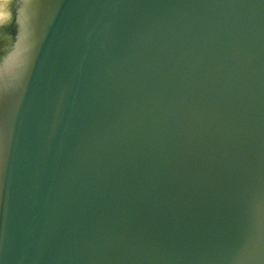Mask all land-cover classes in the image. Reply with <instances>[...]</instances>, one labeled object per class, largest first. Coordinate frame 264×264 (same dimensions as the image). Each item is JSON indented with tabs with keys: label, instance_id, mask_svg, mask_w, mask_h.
Here are the masks:
<instances>
[{
	"label": "water",
	"instance_id": "water-1",
	"mask_svg": "<svg viewBox=\"0 0 264 264\" xmlns=\"http://www.w3.org/2000/svg\"><path fill=\"white\" fill-rule=\"evenodd\" d=\"M0 264H264V0H0Z\"/></svg>",
	"mask_w": 264,
	"mask_h": 264
}]
</instances>
